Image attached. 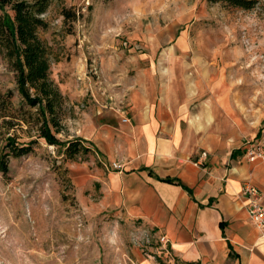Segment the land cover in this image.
Segmentation results:
<instances>
[{"label":"rangeland","instance_id":"obj_1","mask_svg":"<svg viewBox=\"0 0 264 264\" xmlns=\"http://www.w3.org/2000/svg\"><path fill=\"white\" fill-rule=\"evenodd\" d=\"M63 8L77 18L65 19ZM43 17L48 26L39 36L50 46L51 78L66 100L62 139L75 138L69 129L75 99L61 83L73 93L82 72L96 79L102 56L122 75L124 67L150 66L172 51L164 63L188 69L179 76L192 97L202 91L221 99L226 127L235 121L246 146L264 142V0L252 8L213 0H54ZM198 67L209 79L200 78ZM8 89L18 103L16 72L0 51V92ZM29 135L36 132L23 133V140ZM63 148L39 139L32 153L12 158L7 176L0 173V264H131L128 250L138 228L76 189L74 161Z\"/></svg>","mask_w":264,"mask_h":264},{"label":"crops","instance_id":"obj_2","mask_svg":"<svg viewBox=\"0 0 264 264\" xmlns=\"http://www.w3.org/2000/svg\"><path fill=\"white\" fill-rule=\"evenodd\" d=\"M159 58L121 75L102 56L96 79L82 72L73 93L61 83L75 99L70 137L94 151L70 164L73 184L130 227L170 239L173 260L152 242L130 245L128 263L264 264V231L243 192L248 183L258 186L264 203V161L248 159L235 121L222 122L221 99L202 91L192 97L179 76L188 69L164 63L172 51ZM196 70L209 79L204 67Z\"/></svg>","mask_w":264,"mask_h":264},{"label":"trees","instance_id":"obj_3","mask_svg":"<svg viewBox=\"0 0 264 264\" xmlns=\"http://www.w3.org/2000/svg\"><path fill=\"white\" fill-rule=\"evenodd\" d=\"M54 0H0V51L16 72L19 101L14 91L0 92V173L7 176L12 158L32 153L39 139L49 145L63 146L72 161L86 156L91 148L84 139L64 140L63 113L66 102L59 86L51 78L52 51L39 30L48 22L43 17ZM234 6L252 8L256 0H213ZM6 8L12 11L11 19ZM65 19H76L77 13L62 9ZM29 140L23 133L31 131ZM22 131V133H20ZM86 157H84L85 159ZM192 264V263H189Z\"/></svg>","mask_w":264,"mask_h":264},{"label":"built area","instance_id":"obj_4","mask_svg":"<svg viewBox=\"0 0 264 264\" xmlns=\"http://www.w3.org/2000/svg\"><path fill=\"white\" fill-rule=\"evenodd\" d=\"M246 156L250 161L261 160L264 161V142L255 141L246 146ZM114 168H120L118 163H113ZM243 192L249 196L250 203L248 205V212L253 223L264 231V203L262 202L263 193L261 189L254 184H246L243 187ZM134 244L144 249L147 245L155 242L158 253L166 260H173L170 239L167 235L159 233L157 235L147 229L139 228L137 233L133 236Z\"/></svg>","mask_w":264,"mask_h":264}]
</instances>
